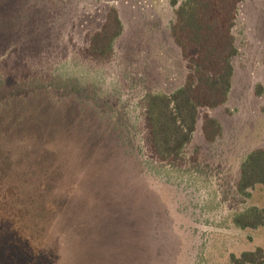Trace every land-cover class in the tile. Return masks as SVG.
Instances as JSON below:
<instances>
[{
  "label": "rangeland",
  "instance_id": "374dc122",
  "mask_svg": "<svg viewBox=\"0 0 264 264\" xmlns=\"http://www.w3.org/2000/svg\"><path fill=\"white\" fill-rule=\"evenodd\" d=\"M183 1L0 0V60L16 47L33 71L0 102V264H230L264 250V227L233 224L264 209V185L236 191L244 158L264 148V0L238 7L228 101L200 110L177 163L148 153L146 100L187 75L171 36ZM111 7L124 32L93 60ZM205 115L222 127L213 143Z\"/></svg>",
  "mask_w": 264,
  "mask_h": 264
},
{
  "label": "trees",
  "instance_id": "16d2710c",
  "mask_svg": "<svg viewBox=\"0 0 264 264\" xmlns=\"http://www.w3.org/2000/svg\"><path fill=\"white\" fill-rule=\"evenodd\" d=\"M243 1L185 0L176 8L171 36L186 62L187 75L183 85L172 94H155L145 103L143 131L148 153L159 162L180 161L196 132L200 110H215L228 101L233 61L238 55L233 32ZM123 32L120 14L111 7L103 27L89 38L87 55L93 60L110 58ZM32 72L16 47L0 60V102L24 92L22 86L32 80L29 81ZM263 92V86L258 85L256 95L259 97ZM261 112L264 113V108ZM202 132L206 142L213 143L221 136L222 127L205 115ZM240 171L236 191L247 200L256 186L264 185V148L251 151ZM233 224L239 229L264 227V209L249 207L233 218ZM230 261V264H264V250L257 248L232 255Z\"/></svg>",
  "mask_w": 264,
  "mask_h": 264
}]
</instances>
